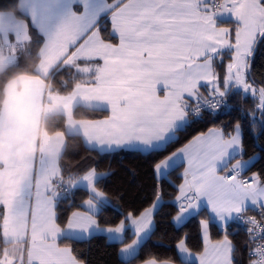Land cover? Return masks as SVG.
Here are the masks:
<instances>
[{"label": "snow or ice", "instance_id": "1", "mask_svg": "<svg viewBox=\"0 0 264 264\" xmlns=\"http://www.w3.org/2000/svg\"><path fill=\"white\" fill-rule=\"evenodd\" d=\"M260 51L264 0L0 6V264H86L76 244L97 234L124 245L120 256L131 261L165 204L177 228L200 217L198 243L185 232L177 262L153 255L146 264H243L234 224L247 235V264H264V166L253 170L264 154L247 156L245 144V120L264 136ZM237 97L252 107L217 123ZM77 138L101 158L129 153L148 163L140 206H127L115 226L102 219L111 196L123 200L104 186L113 170L74 161Z\"/></svg>", "mask_w": 264, "mask_h": 264}, {"label": "trees", "instance_id": "2", "mask_svg": "<svg viewBox=\"0 0 264 264\" xmlns=\"http://www.w3.org/2000/svg\"><path fill=\"white\" fill-rule=\"evenodd\" d=\"M11 2L12 0H0V6H6ZM228 22L223 23L227 24ZM254 78L257 82L264 80V51L257 52L255 56ZM232 103L235 107L230 112H222L221 115L216 117L217 123L229 124L234 122L239 117V108L241 105L245 109L252 107L251 99L242 101L237 97L234 98ZM103 115V112L96 113L98 118H103ZM205 119L210 127L213 117L206 116ZM247 124L248 121L245 120L247 156H252L257 152L264 154V136L257 139L252 134L251 129L247 127ZM258 131L259 126H257ZM74 148L75 151L72 153L74 161H79L80 163L96 161L99 163L101 170H108L109 167L113 170L112 176L106 181L104 186H106V190L110 193H116L117 195L123 194V200L117 199L116 196H111L112 206L104 208L102 219L111 221L113 226H115L123 218L121 213L126 211L127 206H140V201L143 199L140 193L149 182L147 175L149 167L147 161L137 154L129 153L101 158L95 152H86L84 146L79 143V138H77ZM262 166H264V160L257 162L253 170H257ZM132 170H135V176H133ZM179 175L180 173L176 172L175 175L168 179L173 183H177ZM168 179L164 181L166 191L169 194H173L175 189L168 183ZM82 198H86V190L79 188L75 192V203L79 204ZM170 212L171 207L165 204L158 217L154 234L151 235L141 250H139L138 257L132 258L131 261L121 259L119 256V251L124 245L118 241L109 242L107 237L102 234H97L87 241L77 242L76 247L86 264H144L148 259L153 258V255L162 260L171 259L177 262V253L175 250L176 240L186 232L191 237L190 243L196 245L198 243V220L200 217L193 218L177 228L171 220ZM232 227L239 229L234 236V242L238 243L241 247V253L238 254L237 259L243 261V264H247V253L243 250L244 242L247 240L244 226L234 224ZM212 238L213 240L219 238L215 230H213ZM130 241L131 234L129 233L128 242Z\"/></svg>", "mask_w": 264, "mask_h": 264}, {"label": "crops", "instance_id": "3", "mask_svg": "<svg viewBox=\"0 0 264 264\" xmlns=\"http://www.w3.org/2000/svg\"><path fill=\"white\" fill-rule=\"evenodd\" d=\"M221 21H222V22H227V21H229V18H228V17H222V18H221ZM101 119H102V118H101ZM81 188H83V187H81ZM102 235H104V234H102ZM120 251H121V249H120ZM120 251H119V256H120ZM120 258L123 259L121 256H120ZM124 260H126V259H124ZM144 264H146V262H145Z\"/></svg>", "mask_w": 264, "mask_h": 264}]
</instances>
